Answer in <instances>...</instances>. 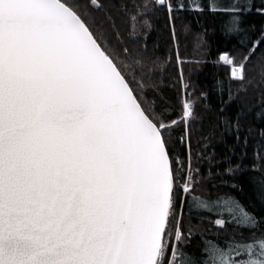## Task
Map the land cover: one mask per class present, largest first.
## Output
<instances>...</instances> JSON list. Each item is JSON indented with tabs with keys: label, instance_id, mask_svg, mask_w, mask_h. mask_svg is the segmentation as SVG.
<instances>
[{
	"label": "snow or ice",
	"instance_id": "6c2138e0",
	"mask_svg": "<svg viewBox=\"0 0 264 264\" xmlns=\"http://www.w3.org/2000/svg\"><path fill=\"white\" fill-rule=\"evenodd\" d=\"M179 122L142 107L68 3L0 0V264H195L179 250V220L169 232L177 184L165 132ZM230 200L197 206L232 213ZM241 246L247 259L213 246L203 264H264V237Z\"/></svg>",
	"mask_w": 264,
	"mask_h": 264
},
{
	"label": "trees",
	"instance_id": "16d2710c",
	"mask_svg": "<svg viewBox=\"0 0 264 264\" xmlns=\"http://www.w3.org/2000/svg\"><path fill=\"white\" fill-rule=\"evenodd\" d=\"M62 2L86 19L142 107L166 123L180 121L165 132L177 184L169 232L180 218V252L203 264L207 247L229 255L264 237V0ZM241 64L242 78H234L232 67ZM185 101L192 107L186 122ZM229 197L224 207L232 213L197 206Z\"/></svg>",
	"mask_w": 264,
	"mask_h": 264
},
{
	"label": "rangeland",
	"instance_id": "374dc122",
	"mask_svg": "<svg viewBox=\"0 0 264 264\" xmlns=\"http://www.w3.org/2000/svg\"><path fill=\"white\" fill-rule=\"evenodd\" d=\"M238 66H233L232 67V73L234 68H236ZM233 75V74H232ZM234 78L240 79V77L237 76H233ZM180 221V218L178 219ZM229 256L231 257V259L233 260H243V259H247L248 254L246 252V250H241L239 252L235 251V252H231V254H229ZM237 257V258H236Z\"/></svg>",
	"mask_w": 264,
	"mask_h": 264
},
{
	"label": "water",
	"instance_id": "95a60500",
	"mask_svg": "<svg viewBox=\"0 0 264 264\" xmlns=\"http://www.w3.org/2000/svg\"><path fill=\"white\" fill-rule=\"evenodd\" d=\"M231 59V58H230ZM232 60V59H231ZM233 61V60H232ZM129 87H130V85H129ZM130 89H131V87H130ZM132 90V89H131ZM133 91V90H132ZM133 94H134V92H133ZM135 95V94H134Z\"/></svg>",
	"mask_w": 264,
	"mask_h": 264
}]
</instances>
